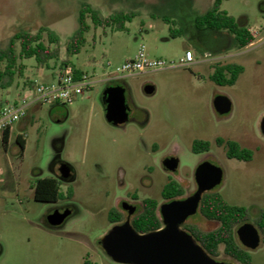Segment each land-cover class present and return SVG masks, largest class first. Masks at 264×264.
Here are the masks:
<instances>
[{
	"label": "rangeland",
	"instance_id": "rangeland-1",
	"mask_svg": "<svg viewBox=\"0 0 264 264\" xmlns=\"http://www.w3.org/2000/svg\"><path fill=\"white\" fill-rule=\"evenodd\" d=\"M212 2L0 0V48L19 29L36 32L45 26L60 38L58 59L47 65L38 64L33 57L21 60L23 76H15L10 87L0 88V100L8 102L17 98L21 87L53 82L67 71L62 67L67 59L65 46L78 27L81 4H90L104 17L115 11L133 14L124 30L112 24L94 27L88 17L85 43L68 59L88 75L90 87L69 103L29 107L25 126L18 122L12 126L6 146L0 135V264H83L85 258L91 264H125L114 262L100 244L112 227L109 210L131 195L138 201L156 199L160 205L162 189L170 181L182 185V197L190 195L196 189L195 170L203 162L222 170V180L212 191L229 204L244 207V222L258 228L257 216L264 208V135L260 129L264 116V0H222V10L238 24L258 32L252 45L240 49L225 31L195 27L194 15L210 8ZM170 30L180 33L173 37ZM140 45L150 58L164 59L171 68L106 81L108 73L125 56L133 57ZM186 50L203 61L193 69L181 65ZM221 51L230 56L215 61ZM220 62L243 66L234 84L218 85L209 78L211 64ZM117 84L125 89L129 116L112 125L105 119L102 95L108 86ZM146 85L154 87L151 94L144 92ZM218 95L230 99L229 113L221 115L214 109ZM17 135L24 140L23 148L16 143ZM217 136L252 150V158H228L224 146L215 144ZM194 140L209 141L210 149L194 153ZM168 157L178 159L173 171L162 167ZM62 163L72 167V179L59 177L56 167ZM43 177L58 178L64 198L56 203L35 201L33 184ZM6 178L13 182L6 183ZM9 184L19 189L16 196L5 192ZM69 190L71 197L67 196ZM57 207H69L71 214L51 227L45 220ZM185 225L210 231L219 223L197 210L181 228ZM260 236V245L249 250L252 264H264L261 232ZM214 259L241 264L224 254L222 245Z\"/></svg>",
	"mask_w": 264,
	"mask_h": 264
},
{
	"label": "trees",
	"instance_id": "trees-1",
	"mask_svg": "<svg viewBox=\"0 0 264 264\" xmlns=\"http://www.w3.org/2000/svg\"><path fill=\"white\" fill-rule=\"evenodd\" d=\"M222 0H213L207 10L196 13L193 22L200 30L225 31L232 36L233 44L237 48H244L254 41L249 29L238 24L236 19L220 8ZM133 14L123 11H115L107 16H102L100 11L88 3H83L78 12V27L68 39L65 52L67 59L62 62L63 68L72 71L79 77L82 71L70 64L68 57L78 54L85 43V33L90 29L87 23L89 17L94 27L103 25H116L119 30L125 29V21L130 20ZM168 21L167 18H165ZM180 30H170L171 36H176ZM46 37V42L44 41ZM19 50L16 51V43ZM60 38L53 30L42 26L36 32L29 29L17 30L9 39L8 43L0 48V88H8L15 76H23L25 64L23 58L33 57L40 65H47L50 60L58 59ZM243 72V66L236 63L215 65L211 79L218 85H232L239 74ZM10 129L1 134V141L4 146L8 143ZM18 145L23 148L24 140L17 137ZM217 146H224L225 154L230 159L247 161L252 158V150L241 146L237 141L231 139L216 138ZM211 143L206 140H194L191 150L194 153L206 152L210 149ZM72 177V176H71ZM59 179L56 177L37 178L33 186V197L35 200L52 202L64 198L59 190ZM184 190L182 185L176 181L167 183L161 192L162 199H172L182 196ZM72 196V191L67 192ZM158 200L153 198L143 199L141 214L133 223L134 229L139 233H146L159 229L162 221L157 212ZM198 211L207 219L215 220L219 226L210 231H203L197 227L185 225L186 230L195 241L212 258L219 255V247L223 246L224 254L230 256L241 264H252L251 255L248 249L243 247L237 239L236 229L244 223L247 211L242 206L229 204L218 192L208 191L202 195ZM256 225L259 228L264 243V208L260 210ZM83 264H91L87 258Z\"/></svg>",
	"mask_w": 264,
	"mask_h": 264
},
{
	"label": "water",
	"instance_id": "water-1",
	"mask_svg": "<svg viewBox=\"0 0 264 264\" xmlns=\"http://www.w3.org/2000/svg\"><path fill=\"white\" fill-rule=\"evenodd\" d=\"M152 85H146L144 92L151 94ZM122 85L108 86L102 95L105 119L112 125L128 120L129 107ZM214 109L221 115L231 110L230 99L218 95L213 100ZM260 129L264 135V116L260 121ZM166 171H173L178 166L175 157L166 158L162 162ZM59 177L68 179L72 176L69 164L58 166ZM222 180L220 167L209 162L201 163L195 170L197 190L184 199H174L160 206L162 227L146 232H137L129 223L114 225L100 239V244L114 262L125 264H233L216 260L209 256L181 224L194 215L204 192L213 190ZM70 209H60L50 218L52 225H60L69 215ZM240 244L248 250L260 245V232L253 224L244 222L236 229Z\"/></svg>",
	"mask_w": 264,
	"mask_h": 264
},
{
	"label": "built area",
	"instance_id": "built-area-1",
	"mask_svg": "<svg viewBox=\"0 0 264 264\" xmlns=\"http://www.w3.org/2000/svg\"><path fill=\"white\" fill-rule=\"evenodd\" d=\"M249 31L254 38L258 35L255 30L249 29ZM193 60V52L186 50L179 63L186 65ZM170 64L164 59L150 58L145 51V47L140 45L133 57L126 59L121 65L116 66L108 73L106 81L118 80L125 75L167 68L170 67ZM108 66H111L110 63H108ZM91 83L92 81L89 80L87 74L82 72L79 77H76L72 71L67 70L60 72L53 82L32 84L18 101L6 102L0 106V135L23 119L27 115L29 107L33 104L72 102L77 96L82 95Z\"/></svg>",
	"mask_w": 264,
	"mask_h": 264
},
{
	"label": "flooded vegetation",
	"instance_id": "flooded-vegetation-1",
	"mask_svg": "<svg viewBox=\"0 0 264 264\" xmlns=\"http://www.w3.org/2000/svg\"><path fill=\"white\" fill-rule=\"evenodd\" d=\"M126 102H128V101H126ZM168 158H170V157H168ZM71 167V166H70ZM162 167H163V165H162ZM57 170H58V165H57ZM165 170V169H164ZM71 171H72V174H73V170H72V167H71ZM58 179V178H57ZM70 179H72V177H70V178H68V179H66V180H70ZM60 181V180H59ZM171 182V181H170ZM169 183V182H168ZM179 183V182H178ZM180 184V183H179ZM181 185V184H180ZM33 186H34V184H33ZM197 190V184H196V189L190 194V195H192L195 191ZM208 192V191H207ZM205 193V192H204ZM203 193V194H204ZM190 195H188V196H190ZM188 196H185V197H182V196H177V197H174V198H172V199H163L164 201L162 202V203H160V205H159V202H158V207H157V212H158V215L160 216V218H161V221H162V216H161V213H160V206L162 205V204H164V203H168V202H170L171 200H174V199H184V198H186V197H188ZM33 199H34V197H33ZM35 200V199H34ZM59 200H61V199H58V200H56V201H52V202H44V201H38V200H35V201H38V202H44V203H56V202H58ZM70 209L69 207H57V208H55V209H53L51 212H49V215H48V217L46 218V224L47 225H49V226H51V227H55V226H58V225H52V224H50V222H49V220H50V218H51V216L56 212V211H58V210H60V209ZM142 208H143V200H141V201H138L136 198H135V196L134 195H131L130 197H127V198H123V199H121V200H119V202H118V204H117V207L116 208H112V209H110L109 210V212H108V220H109V222H110V224L112 225V226H114V225H117V224H122V223H124L125 221H129V223H130V225L133 227V223H134V221L136 220V218L141 214V212H142ZM71 210V209H70ZM71 214V211H70V213H69V215ZM68 215V216H69ZM67 216V217H68ZM66 217V218H67ZM65 218V219H66ZM64 219V220H65ZM187 220V219H186ZM185 220V221H186ZM184 221V222H185ZM64 222V221H63ZM62 222V223H63ZM184 222L181 224V225H183L184 224ZM162 227V226H161ZM160 227V228H161ZM134 228V227H133Z\"/></svg>",
	"mask_w": 264,
	"mask_h": 264
},
{
	"label": "crops",
	"instance_id": "crops-1",
	"mask_svg": "<svg viewBox=\"0 0 264 264\" xmlns=\"http://www.w3.org/2000/svg\"><path fill=\"white\" fill-rule=\"evenodd\" d=\"M232 38V37H231ZM248 46H250V44L249 45H247V46H245V47H248ZM244 47V48H245ZM230 56V54L229 53H227V52H225V51H221L220 53H218L216 56H215V61H218V60H221V59H225V58H227V57H229ZM128 58H130V57H124L123 59H122V61H125L126 59H128ZM182 59V58H181ZM180 59V60H181ZM179 60V61H180ZM203 60L201 59V58H198V57H196V56H194V60L191 62V63H189V64H186V65H183V66H186V67H190L191 69H193L195 66H197L199 63H201ZM217 62H215L214 64H216ZM228 63V62H227ZM214 64H211V67H212V73L209 75V78L211 79V76H212V74H213V70H214ZM223 64H226V62H224V63H221L220 62V65H223ZM169 68H171V67H167V68H165V69H162V70H167V69H169ZM52 76H54V74H52ZM56 76V75H55ZM54 76V77H55ZM31 82V81H30ZM33 83L31 82V85H32ZM21 91L19 92V94H18V96H17V98L14 100V101H18L23 95H24V93L26 92V90H27V88H22L21 87V89H20ZM6 102H8V101H2V100H0V106L2 105V104H4V103H6ZM39 105H41V104H39V103H35V104H33L31 107L34 109V108H36V107H38ZM55 105H58V103H53V104H50V106L51 107H53V106H55ZM28 118H29V115H28V112H27V115L23 118V119H21L20 121H18V123H19V126L20 127H24L25 126V124H26V122H27V120H28ZM11 131H12V127H11V129H10V133H11ZM17 137H21V135H17ZM16 137V138H17ZM22 138V137H21ZM216 138H223L222 136H217ZM215 138V139H216ZM215 139H214V141H215ZM223 139H226L225 137L223 138ZM8 140H9V138H8ZM231 140H234V139H231ZM236 141V140H235ZM16 143H17V141H16ZM2 170V167H1V165H0V171ZM7 180H6V183H11V182H13V180H11L10 178H6ZM29 188L31 189V186H29ZM32 190V189H31ZM5 192H9V193H11V194H15V196L18 194V192H19V189L17 188V186L15 185V184H9V185H6V188H5ZM32 193H33V190H32Z\"/></svg>",
	"mask_w": 264,
	"mask_h": 264
}]
</instances>
